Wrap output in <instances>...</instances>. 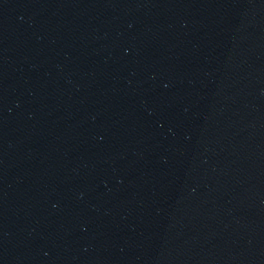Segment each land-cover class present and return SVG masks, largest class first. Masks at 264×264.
<instances>
[{
  "label": "water",
  "instance_id": "water-1",
  "mask_svg": "<svg viewBox=\"0 0 264 264\" xmlns=\"http://www.w3.org/2000/svg\"><path fill=\"white\" fill-rule=\"evenodd\" d=\"M0 264H264V0H0Z\"/></svg>",
  "mask_w": 264,
  "mask_h": 264
}]
</instances>
